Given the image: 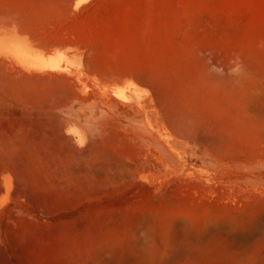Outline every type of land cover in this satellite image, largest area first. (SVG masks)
I'll list each match as a JSON object with an SVG mask.
<instances>
[{
    "label": "rangeland",
    "instance_id": "1",
    "mask_svg": "<svg viewBox=\"0 0 264 264\" xmlns=\"http://www.w3.org/2000/svg\"><path fill=\"white\" fill-rule=\"evenodd\" d=\"M106 249L264 264V0H0V264Z\"/></svg>",
    "mask_w": 264,
    "mask_h": 264
},
{
    "label": "bare ground",
    "instance_id": "2",
    "mask_svg": "<svg viewBox=\"0 0 264 264\" xmlns=\"http://www.w3.org/2000/svg\"><path fill=\"white\" fill-rule=\"evenodd\" d=\"M204 231V226L202 227V229L196 230L193 228V225L190 222L186 220L181 221L180 229L177 230L174 234L175 245L172 247L173 252H178L179 254H181L182 257H184L185 261L194 263L198 254H201L202 256L205 249V244L203 241H201ZM153 237V219L150 215L147 214L136 223L133 230L132 240H134L135 247H137L140 251H146L147 248H149V246L151 245ZM241 242H244V239H242ZM111 254V249H106L104 251V256L108 258V263L118 264L114 259L110 257Z\"/></svg>",
    "mask_w": 264,
    "mask_h": 264
}]
</instances>
